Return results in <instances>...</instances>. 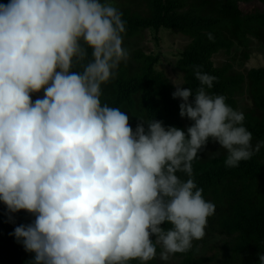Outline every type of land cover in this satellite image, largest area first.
I'll return each mask as SVG.
<instances>
[{
  "label": "clouds",
  "instance_id": "clouds-1",
  "mask_svg": "<svg viewBox=\"0 0 264 264\" xmlns=\"http://www.w3.org/2000/svg\"><path fill=\"white\" fill-rule=\"evenodd\" d=\"M122 16L110 0L0 4V202L35 215L13 233L32 264H147L158 245L165 262L189 251L215 214L193 178L198 152L211 138L232 168L264 144L253 145L243 112L206 91L216 77L199 67L195 94L183 74L172 80L180 116L194 122L187 134L155 119L133 131L102 105V85L129 58Z\"/></svg>",
  "mask_w": 264,
  "mask_h": 264
},
{
  "label": "trees",
  "instance_id": "trees-1",
  "mask_svg": "<svg viewBox=\"0 0 264 264\" xmlns=\"http://www.w3.org/2000/svg\"><path fill=\"white\" fill-rule=\"evenodd\" d=\"M122 1L128 5L119 10L126 24L124 43L129 45L128 41H133L140 32H150L154 52L136 45L128 47V60L121 62L115 77L102 85V105L123 111L133 131L141 123L147 130V124L140 119H155L165 128L175 126L187 134V128L194 122L180 116L179 106L183 100L173 98L175 87L168 76L157 69L163 66L161 61L165 57L159 43L169 32L186 41L178 48L173 49V45L168 48L174 50L171 52L174 61L169 65L177 75L183 74L186 81L182 87H190L194 94L201 87L195 76L197 67L202 73L216 77L212 88L204 86L206 91L225 96L228 105L244 113V126L252 133L253 145L264 142V66L230 73L231 63L242 68L249 60V55L243 52L248 39L257 37L264 41V0ZM211 1L214 5L210 7ZM253 1L263 6L262 10L244 14L239 5ZM7 3L9 0H0V4ZM133 8H143L146 13H136ZM209 34L213 39H209ZM221 51L234 54L231 63L222 68L216 67L213 61ZM72 70L82 72L83 67L74 65ZM39 94L37 98L31 96L33 102L43 98V91ZM240 95L249 96L252 107H239ZM226 158L227 151L209 138L193 161L195 183L203 189L204 198L215 204V214L208 218L205 237L193 241L189 251L171 255L167 262L160 259L162 249L158 245L156 258L147 264H259V256L264 254V144L238 167H227ZM179 175L183 180L189 178L183 173ZM34 221L35 215L26 210L11 213L0 202V264H32L35 254L26 251L13 233L16 227ZM129 264H140V261L132 260Z\"/></svg>",
  "mask_w": 264,
  "mask_h": 264
},
{
  "label": "rangeland",
  "instance_id": "rangeland-1",
  "mask_svg": "<svg viewBox=\"0 0 264 264\" xmlns=\"http://www.w3.org/2000/svg\"><path fill=\"white\" fill-rule=\"evenodd\" d=\"M102 2H103V0H102ZM110 2H112L114 4V6L118 8V10H121L123 8L128 7V5L122 3V2H125L122 0H110ZM213 5H214V1L210 5V7ZM239 6H240L241 11L244 14L252 12L253 10H262V8H263V6H261L260 4H258L257 2H254V1L251 2L250 4L239 5ZM130 10H131V8H130ZM133 10L136 13H139V12L143 13V14L146 13L143 8H133ZM207 10H211V8H207ZM165 36L166 37L163 38V42L159 43V47L165 56L162 58V61H161V64H163V66L160 65L157 67V69L159 71H163L168 76L170 83L173 85L172 80L177 76V74L173 70V67L171 65H169V62L174 61L173 57L171 55V52L174 51L173 49L178 48V47L182 46L183 44H185L186 41L180 40V37H178V35L173 34V33H169V32L166 33ZM248 40L249 41L247 42L243 52H244L245 56L249 55V60L243 65L242 68H237V66H235V64L231 63L233 56H234L233 53L226 54L224 51H221L218 55H216L214 57V59H213L214 65L216 67L221 66V68H222V66L224 64L231 63L232 68H231L230 73L234 72L235 74H238L239 72H242L245 69L264 66V41H260L257 37L250 38ZM128 42H129V45L124 43V47L127 49H128V47H133V45H136L137 48L143 49L142 47H144L145 49H150V50H153V52H154V47H152V46H154V42L152 41V33H150V32H146V33L140 32L134 36L133 41L129 40ZM171 45H173L174 47L172 50H169L168 48ZM161 46L165 49V51L161 48ZM243 52H240L239 55H241ZM242 56H243V54H242ZM175 90H176V88H175ZM39 95H40L39 93H33L32 97L35 96L37 98V97H39ZM239 97H240V104H241L239 107H244L247 109L252 107L253 103L251 102V98L249 96L247 97L246 95H240ZM240 109H242V108H240ZM183 121H185V120H183ZM185 123H188V122L185 121Z\"/></svg>",
  "mask_w": 264,
  "mask_h": 264
}]
</instances>
